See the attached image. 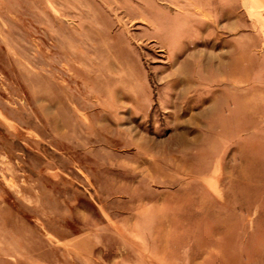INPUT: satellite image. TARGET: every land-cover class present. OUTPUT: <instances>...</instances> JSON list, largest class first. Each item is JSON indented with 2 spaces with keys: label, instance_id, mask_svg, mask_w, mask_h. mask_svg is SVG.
Returning a JSON list of instances; mask_svg holds the SVG:
<instances>
[{
  "label": "rangeland",
  "instance_id": "1",
  "mask_svg": "<svg viewBox=\"0 0 264 264\" xmlns=\"http://www.w3.org/2000/svg\"><path fill=\"white\" fill-rule=\"evenodd\" d=\"M0 264H264V0H0Z\"/></svg>",
  "mask_w": 264,
  "mask_h": 264
},
{
  "label": "bare ground",
  "instance_id": "2",
  "mask_svg": "<svg viewBox=\"0 0 264 264\" xmlns=\"http://www.w3.org/2000/svg\"><path fill=\"white\" fill-rule=\"evenodd\" d=\"M221 57H223V55H221ZM200 60H203V59H200ZM221 61V60H220ZM201 62V61H200ZM188 79V78H187ZM178 80H179V76H178ZM197 80V79H196ZM182 81V80H181Z\"/></svg>",
  "mask_w": 264,
  "mask_h": 264
}]
</instances>
